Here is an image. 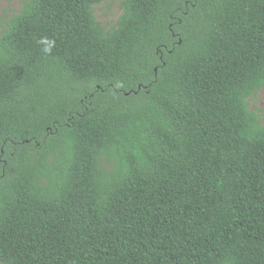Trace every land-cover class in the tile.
Returning a JSON list of instances; mask_svg holds the SVG:
<instances>
[{
  "label": "trees",
  "instance_id": "obj_1",
  "mask_svg": "<svg viewBox=\"0 0 264 264\" xmlns=\"http://www.w3.org/2000/svg\"><path fill=\"white\" fill-rule=\"evenodd\" d=\"M103 1L0 32V264H264V0Z\"/></svg>",
  "mask_w": 264,
  "mask_h": 264
},
{
  "label": "rangeland",
  "instance_id": "obj_2",
  "mask_svg": "<svg viewBox=\"0 0 264 264\" xmlns=\"http://www.w3.org/2000/svg\"><path fill=\"white\" fill-rule=\"evenodd\" d=\"M22 3L23 0H0V32L6 21L20 11ZM94 12L99 21L110 27L116 23L122 13V0H104L95 5ZM249 106L250 109H256L264 119V88L249 101Z\"/></svg>",
  "mask_w": 264,
  "mask_h": 264
}]
</instances>
